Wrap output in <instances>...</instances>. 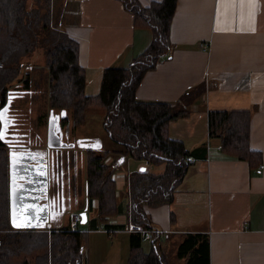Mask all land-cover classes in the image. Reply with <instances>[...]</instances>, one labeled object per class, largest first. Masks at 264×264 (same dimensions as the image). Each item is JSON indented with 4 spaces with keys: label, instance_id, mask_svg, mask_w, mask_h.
<instances>
[{
    "label": "crops",
    "instance_id": "0c3cea01",
    "mask_svg": "<svg viewBox=\"0 0 264 264\" xmlns=\"http://www.w3.org/2000/svg\"><path fill=\"white\" fill-rule=\"evenodd\" d=\"M140 1L149 5L155 0ZM54 5L63 9L61 29L80 43L87 95L99 93L105 68L127 67L152 42V29L138 23L120 0H54ZM170 39L171 54L145 74L136 96L175 103L189 111L187 117L171 122L169 135L195 151V157L174 201L146 206L145 211L162 235L165 253L172 246L176 255L183 235L201 233L211 242V264H264V0H178ZM209 111L251 113L250 147L261 158L257 168L252 170L248 162L225 153L220 141L209 137ZM31 138L38 141L39 150L40 136ZM95 143V149H103L99 138ZM81 153L73 154L81 159ZM71 159L68 195L72 194ZM111 161L115 159H106ZM142 168L159 174L165 165L131 157L117 164L113 178L120 214L108 219L110 224L128 223L129 177ZM62 218L55 216L45 230L61 227ZM114 229L110 231L124 241L125 255L111 264H123L131 231ZM178 264L185 262L180 259Z\"/></svg>",
    "mask_w": 264,
    "mask_h": 264
},
{
    "label": "trees",
    "instance_id": "16d2710c",
    "mask_svg": "<svg viewBox=\"0 0 264 264\" xmlns=\"http://www.w3.org/2000/svg\"><path fill=\"white\" fill-rule=\"evenodd\" d=\"M120 1L138 23L152 29V42L127 67L105 68L99 93L87 95L80 43L58 28L52 11L54 0H0V117L11 107L10 86L22 74L23 59L43 47L50 78V109L66 113L62 126L70 124L67 117L70 110L72 122L78 127L86 122L89 109H100L105 113L103 125L108 136L123 147L116 151L120 157L113 163L106 162L112 150L102 154L95 147L87 149V210L97 209V216L86 223L87 230L80 224L71 230L69 223L51 231L17 230L10 220L9 145L0 142V264H19L15 259L21 255H34V264H84V238L90 231L110 232L112 227L124 230L130 223L151 233V248L144 249L148 239L144 233L131 232L125 264H169L161 245L162 235L145 207L171 204L194 161L195 151L169 135L171 122L187 117L189 111L175 103L139 100L136 93L145 74L171 54L170 29L178 0H155L149 5H143L140 0ZM25 88H31L29 76ZM49 117L48 113L47 125ZM250 129L248 111L208 113L209 137L217 138L222 151L248 162L253 170L261 158L250 147ZM130 157L165 165V170L159 174L145 170L130 175L128 223L112 225L108 219L120 214L114 171L120 161ZM177 257L185 264H211L210 239L201 233L183 235ZM22 262L29 264L27 259Z\"/></svg>",
    "mask_w": 264,
    "mask_h": 264
},
{
    "label": "rangeland",
    "instance_id": "374dc122",
    "mask_svg": "<svg viewBox=\"0 0 264 264\" xmlns=\"http://www.w3.org/2000/svg\"><path fill=\"white\" fill-rule=\"evenodd\" d=\"M63 6V5H62ZM61 7V6H60ZM55 8V9H54ZM62 7L59 9V5H53V14L55 23L61 29L64 18ZM63 17V18H60ZM24 67L20 77L12 83L10 86V93L14 94L11 99L12 110H9L11 118L19 122L17 126L22 127L19 132H28L29 134L24 136L27 146H31V136L39 135L42 140V147L39 149L46 150L47 147L46 139L48 135L47 115L52 112L50 107V78L48 75V69L46 67V55L43 47L37 48L33 54L23 59ZM31 79V88H25V79L27 77ZM24 90V91H23ZM25 91H28L25 93ZM54 114L60 113V111L53 110ZM46 116V117H45ZM105 113L100 109H89L86 113V122L83 125L75 127L72 122V111H68L67 117L70 120V124L64 128L66 143L77 144L82 137H92L93 139H85L87 141H94L100 139L103 145L98 153L104 154L106 151H113L109 154V157L118 160L120 155L116 152L121 150L123 147L120 144L112 141L108 136L104 125ZM29 136V137H28ZM34 139V138H33ZM23 142V141H21ZM38 143V141H37ZM37 146V145H36ZM48 148V147H47ZM83 152L84 158L78 159V155L73 160L71 159L72 166V187L71 191L76 195L73 206L62 215V220L58 225H68L71 214L82 213L86 211L88 218L91 219L93 216H97V209H86V177H87V162H86V150L85 148L72 147L70 151L72 154L75 151ZM10 151V148H9ZM65 157V156H64ZM70 159L64 158V167L69 168L70 171ZM111 161L110 163H113ZM128 166V165H127ZM78 168V169H77ZM65 169V168H64ZM116 170V169H115ZM123 170H126V165L123 166ZM67 172V170H66ZM70 184V183H68ZM67 189L70 192V188ZM66 191V183H65ZM71 192V193H72ZM119 197V191H117ZM118 216V215H117ZM116 217V216H115ZM114 218V217H113ZM81 228H87V224L80 223ZM100 231H91L84 238V253L85 259L84 264H111L116 260H123L125 255V247L123 246L122 238L115 231H110L103 234L98 233ZM127 245V243H126ZM128 253H130V247ZM151 243L149 239L144 242L145 251H149ZM169 258V264H178L179 258L175 255V250L172 246H169L167 251ZM128 258V257H127ZM126 258V260H127ZM22 259H27L29 264H34V255H21L15 260L19 264H23ZM126 260L123 264L126 263ZM121 264V262L119 263Z\"/></svg>",
    "mask_w": 264,
    "mask_h": 264
},
{
    "label": "water",
    "instance_id": "95a60500",
    "mask_svg": "<svg viewBox=\"0 0 264 264\" xmlns=\"http://www.w3.org/2000/svg\"><path fill=\"white\" fill-rule=\"evenodd\" d=\"M66 113L62 112L61 118L65 117ZM60 120V116L58 114H54L53 111L49 117V129L48 135L46 139L47 147H45L46 154L47 151L50 152V164L49 167L47 163V158H44L45 170L43 174H39L36 170L32 169V167L36 165L34 161L30 159H26L25 166V176H19L14 179V173L18 172V166L14 162L13 157V144H9V160H10V185H11V209H10V220L13 228L18 230L31 229V228H41L45 227L47 223L51 220L50 207L52 201H58L60 199V195H62L64 191L65 183L64 181H60V177L56 181L52 179V175L54 171L56 173L59 172V176H63L64 172V148L75 147L76 144L66 143L65 138L66 134L64 128L61 124L58 123ZM11 143H20L13 141ZM81 148H94L96 147L95 140L87 141L85 139H80L77 143ZM20 145V144H19ZM42 151V149H39ZM39 150H36L40 152ZM41 153V152H40ZM48 155V154H47ZM68 159H70L69 153ZM20 159L18 162L20 163ZM24 169V168H23ZM21 169V170H23ZM142 171H145V168H142ZM45 180V188L39 189L37 193L40 195H44L43 197H34L33 194L30 197L29 193L33 192L32 187L37 186ZM44 201V202H42ZM82 216V224H86L88 222V214L86 211L81 213Z\"/></svg>",
    "mask_w": 264,
    "mask_h": 264
},
{
    "label": "flooded vegetation",
    "instance_id": "af4514ba",
    "mask_svg": "<svg viewBox=\"0 0 264 264\" xmlns=\"http://www.w3.org/2000/svg\"><path fill=\"white\" fill-rule=\"evenodd\" d=\"M11 90V89H10ZM24 91V90H23ZM28 92V91H25V93ZM14 94H11L10 93V99H12ZM9 110H12V107H10ZM8 110V111H9ZM5 112L4 115L5 116H2L0 117V133H2V135H0V142L7 146L9 144H13V157H14V162L17 164L18 166V172L14 173V179L15 178H18L19 176H25V169H26V166H25V161L26 159H30L32 161H34V163H36L35 167L33 166L32 169L36 170L39 174H43L44 170H45V167H44V164H46V161L44 163V158H47V163L49 165V167H51V164H50V152L47 151V154H46V151H36L37 148H35V144L37 143L36 140H32L31 139V146H27L26 144V138L24 136L28 135L29 131L26 133V132H19L20 129H22V127L20 126H17V124H19V122L15 121L13 118H11L10 116V113L9 112ZM59 116H60V120L58 121L59 124H61L62 126V118H61V114L62 112L60 113H57ZM1 115H3L1 113ZM63 128H65L64 126H62ZM48 129H49V125H48ZM29 137V136H28ZM13 141H16V142H20V143H11ZM23 141V142H21ZM20 144V145H19ZM70 143H68L69 145ZM75 147H79L78 144L75 145ZM81 148V147H79ZM71 149V148H70ZM70 149L69 147L68 148H64V154H65V157H68V152H69V155H70ZM73 156V157H72ZM76 158L77 157V154H73V155H70V158ZM21 160L20 163L18 162V160ZM24 168V169H23ZM64 172L62 173V177L61 175L59 176V172L56 173V171H54V174L52 175V179L54 181H56L58 179V177H60V181H64V183H66V191L64 189V193L62 195H60V199L56 202V201H52V205L50 207V213H51V219H53L55 216L58 217V216H62L66 213V211L68 209H70L72 206H73V203H74V200L76 198V195L72 192L71 195H68L67 194V183L69 182V168H66L64 167ZM23 169V170H21ZM67 170V172H66ZM45 180H43L42 182H40L39 185H37L36 187L33 186L32 189H33V192L29 193V196L31 197L32 194L34 197H39L41 198V196L43 197L44 195H40L38 190L41 188V189H44L45 188ZM65 188V186H64ZM44 202V201H42Z\"/></svg>",
    "mask_w": 264,
    "mask_h": 264
},
{
    "label": "built area",
    "instance_id": "2783aa9c",
    "mask_svg": "<svg viewBox=\"0 0 264 264\" xmlns=\"http://www.w3.org/2000/svg\"><path fill=\"white\" fill-rule=\"evenodd\" d=\"M82 221V216L80 213H73L70 216L69 219V228L71 230H76L77 226L81 223ZM48 231H51L50 229H47ZM128 230H130L131 232H142L145 234L146 238H149L151 233L144 230L142 228V226L138 225V224H134V223H130Z\"/></svg>",
    "mask_w": 264,
    "mask_h": 264
},
{
    "label": "snow or ice",
    "instance_id": "6c2138e0",
    "mask_svg": "<svg viewBox=\"0 0 264 264\" xmlns=\"http://www.w3.org/2000/svg\"><path fill=\"white\" fill-rule=\"evenodd\" d=\"M0 135H2V133H0Z\"/></svg>",
    "mask_w": 264,
    "mask_h": 264
}]
</instances>
